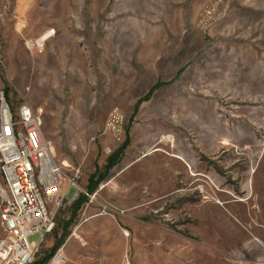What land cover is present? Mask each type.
<instances>
[{
	"label": "rangeland",
	"instance_id": "obj_1",
	"mask_svg": "<svg viewBox=\"0 0 264 264\" xmlns=\"http://www.w3.org/2000/svg\"><path fill=\"white\" fill-rule=\"evenodd\" d=\"M6 90L41 114L67 174L80 168L79 194L130 129L52 259L264 264V0H0Z\"/></svg>",
	"mask_w": 264,
	"mask_h": 264
},
{
	"label": "built area",
	"instance_id": "obj_2",
	"mask_svg": "<svg viewBox=\"0 0 264 264\" xmlns=\"http://www.w3.org/2000/svg\"><path fill=\"white\" fill-rule=\"evenodd\" d=\"M39 40V39H38ZM28 42L29 48L43 47ZM59 160L54 141L44 133L41 114L28 103L14 111L0 92V221L5 235L0 238V264H31L41 243L56 224L55 215L65 201L79 196L80 168ZM72 187L77 191L69 197ZM86 195H90L85 192ZM39 234L38 242L30 236ZM65 258L57 254L50 264H62Z\"/></svg>",
	"mask_w": 264,
	"mask_h": 264
},
{
	"label": "trees",
	"instance_id": "obj_3",
	"mask_svg": "<svg viewBox=\"0 0 264 264\" xmlns=\"http://www.w3.org/2000/svg\"><path fill=\"white\" fill-rule=\"evenodd\" d=\"M163 85L162 81L156 82L148 91V93L144 96V98H141L138 100L134 114L137 112L140 104L144 100H148L153 92ZM7 95L9 93V90L4 91ZM5 94V95H6ZM131 142V136H130V129L129 127L126 129V137L123 143L107 158L106 164L104 165V168L102 170H97L96 172L92 173L89 176L88 184H87V193L92 194L94 193L100 184L108 177L111 170L119 164L120 160L122 159L127 147L130 145ZM89 197L85 193L79 194V196L74 200L72 206H71V218L61 226V232L55 234V241L53 246L45 252V254L36 260L34 264H47L52 257L56 254L58 249L65 243L68 236L71 232V226L76 220V217L80 211V209L88 202ZM56 231V230H55Z\"/></svg>",
	"mask_w": 264,
	"mask_h": 264
},
{
	"label": "bare ground",
	"instance_id": "obj_4",
	"mask_svg": "<svg viewBox=\"0 0 264 264\" xmlns=\"http://www.w3.org/2000/svg\"><path fill=\"white\" fill-rule=\"evenodd\" d=\"M47 39V36H44V37H42V38H39V43H41L42 41H44V40H46Z\"/></svg>",
	"mask_w": 264,
	"mask_h": 264
}]
</instances>
